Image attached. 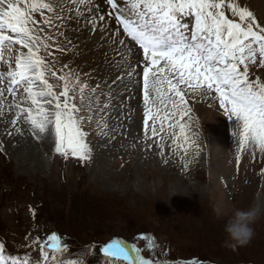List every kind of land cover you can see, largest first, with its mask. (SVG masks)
Instances as JSON below:
<instances>
[{
  "label": "snow or ice",
  "instance_id": "6c2138e0",
  "mask_svg": "<svg viewBox=\"0 0 264 264\" xmlns=\"http://www.w3.org/2000/svg\"><path fill=\"white\" fill-rule=\"evenodd\" d=\"M54 28L66 29L57 35L72 45L68 51L76 45L67 33L87 29L103 52L106 75L85 73L91 84L68 64L57 70L51 49H66L46 30ZM257 67L264 69V20L242 0H0V117H10L19 134L26 125L37 139L54 135V152L64 159L90 162L85 121L107 129L112 111L134 90L142 91L143 140L157 138L162 156L166 130L182 160L190 150L199 153L186 98L197 93H214L225 115L242 122L235 128L237 162L249 148L264 156V79L252 78ZM26 241L28 249L39 247L38 259L21 260L0 242V264H87L83 253L65 260L69 245L55 232L43 244L39 236ZM99 251L105 264H154L122 240Z\"/></svg>",
  "mask_w": 264,
  "mask_h": 264
},
{
  "label": "rangeland",
  "instance_id": "374dc122",
  "mask_svg": "<svg viewBox=\"0 0 264 264\" xmlns=\"http://www.w3.org/2000/svg\"><path fill=\"white\" fill-rule=\"evenodd\" d=\"M242 4L264 20V0ZM36 19H41L39 14ZM46 30L66 49L61 52L55 45L51 49L57 70L68 64L91 84L95 79L85 73L106 75L103 52L88 30L67 33L76 45L71 51L67 49L72 45L57 35L66 29ZM256 75L264 79V69L255 68L252 78ZM134 95L121 117L118 107L112 111L107 129L98 127L96 119L85 121L83 130L92 150L87 163L56 154L54 135L37 139L26 125L19 134L10 117H0V242L21 260L40 255L39 247H25L26 237L39 236L43 244L55 232L69 245L64 259H80L87 248V264H105L98 250L113 240L134 244L154 264H264V214L243 246L230 247L224 235L205 236L202 230L206 216L225 224L228 217H218L222 207L229 215L254 205L264 208V156L249 148L236 160L235 128L242 122L225 115L214 93L189 94L190 128L199 153L190 150L182 160V153L172 151L166 130L161 134L162 156L157 138L143 140L142 91ZM91 252L94 261L89 259Z\"/></svg>",
  "mask_w": 264,
  "mask_h": 264
},
{
  "label": "clouds",
  "instance_id": "9594fccd",
  "mask_svg": "<svg viewBox=\"0 0 264 264\" xmlns=\"http://www.w3.org/2000/svg\"><path fill=\"white\" fill-rule=\"evenodd\" d=\"M264 214V208L259 205L247 209H235L231 215L222 207L218 209V217H228L224 224L226 244L230 247L243 246L254 236L253 225Z\"/></svg>",
  "mask_w": 264,
  "mask_h": 264
},
{
  "label": "trees",
  "instance_id": "16d2710c",
  "mask_svg": "<svg viewBox=\"0 0 264 264\" xmlns=\"http://www.w3.org/2000/svg\"><path fill=\"white\" fill-rule=\"evenodd\" d=\"M70 202H71V200H70ZM106 206L112 207V206H109L107 204H106ZM116 209H117L116 207H114V208L112 207L111 211H113V210L116 211ZM68 210H69V212H71L73 214V211H72L73 209L72 208H70ZM202 222H203V229L202 230H203V232H205L204 233L205 236H211V235L215 234L216 236L224 235V237H226V234L224 232V225H223L222 221L218 222V220H216L214 217H209V216L207 217L206 216V218H204L202 220ZM257 231H258L259 234L262 233V230H257ZM86 250H88V249L87 248H85V249L83 248V251L81 252V254L79 256H82V253H83V254H85V258H86L87 255H88V251H86ZM94 256H95L94 253L90 254V256H89L90 261L91 260L94 261V258H93Z\"/></svg>",
  "mask_w": 264,
  "mask_h": 264
},
{
  "label": "bare ground",
  "instance_id": "6f19581e",
  "mask_svg": "<svg viewBox=\"0 0 264 264\" xmlns=\"http://www.w3.org/2000/svg\"><path fill=\"white\" fill-rule=\"evenodd\" d=\"M107 7V6H106ZM83 10V9H82ZM74 14V13H73ZM115 26V25H113ZM81 27H83V21L81 20ZM83 33H87V29L81 31ZM80 34V33H79ZM82 36V35H81ZM136 93V90H134L133 92V97L135 96L134 94ZM133 99V98H132ZM117 103H119V100L117 101ZM131 103V102H130ZM129 106V100L127 99V94H125V97H124V104H123V107H118L119 108V111H118V108H117V112H118V115L121 117V115L123 114V112H125V109L126 107Z\"/></svg>",
  "mask_w": 264,
  "mask_h": 264
}]
</instances>
